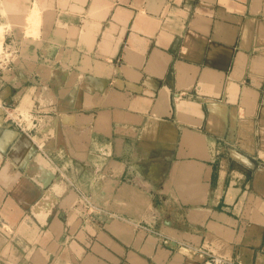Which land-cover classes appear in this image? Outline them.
Wrapping results in <instances>:
<instances>
[{"label": "crops", "instance_id": "1", "mask_svg": "<svg viewBox=\"0 0 264 264\" xmlns=\"http://www.w3.org/2000/svg\"><path fill=\"white\" fill-rule=\"evenodd\" d=\"M0 264H264V0H0Z\"/></svg>", "mask_w": 264, "mask_h": 264}, {"label": "built area", "instance_id": "2", "mask_svg": "<svg viewBox=\"0 0 264 264\" xmlns=\"http://www.w3.org/2000/svg\"><path fill=\"white\" fill-rule=\"evenodd\" d=\"M16 49L12 46V44L5 42V38H1L0 40V85L3 80L4 72L10 70L14 67L16 62ZM0 109L4 112L5 119L7 121H11L12 124L18 126L20 129H24L23 122L25 121V117L23 114L19 113L16 108H13L7 102L3 101L0 97ZM224 260L216 255L208 254V258L206 259L204 264H222Z\"/></svg>", "mask_w": 264, "mask_h": 264}, {"label": "rangeland", "instance_id": "3", "mask_svg": "<svg viewBox=\"0 0 264 264\" xmlns=\"http://www.w3.org/2000/svg\"><path fill=\"white\" fill-rule=\"evenodd\" d=\"M1 38H2V32H1V30H0V40H1Z\"/></svg>", "mask_w": 264, "mask_h": 264}]
</instances>
